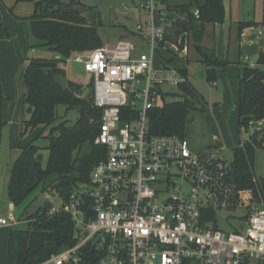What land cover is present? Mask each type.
<instances>
[{"label":"built area","instance_id":"built-area-1","mask_svg":"<svg viewBox=\"0 0 264 264\" xmlns=\"http://www.w3.org/2000/svg\"><path fill=\"white\" fill-rule=\"evenodd\" d=\"M132 3L125 10L144 22L115 43L64 59L92 78L101 112L95 144L106 157L89 183L52 208L73 221L74 244L44 264H83L88 252L98 264H264V206L229 178L222 150L193 152L186 137L150 130L149 112L170 94L164 88L180 89L187 78L167 55L180 47L167 40L177 19L162 0ZM221 215L238 225L221 229ZM18 223L0 217V226Z\"/></svg>","mask_w":264,"mask_h":264},{"label":"trees","instance_id":"trees-1","mask_svg":"<svg viewBox=\"0 0 264 264\" xmlns=\"http://www.w3.org/2000/svg\"><path fill=\"white\" fill-rule=\"evenodd\" d=\"M29 0H17L26 2ZM167 5V0H162ZM165 5V6H166ZM186 15V20L177 22L175 29L167 36L175 44L183 40L186 33L194 35L197 50L202 56L207 79L216 80V70L226 71L229 61H221L214 49L199 46L205 35V24H222L226 11L223 0H191L189 4L170 6ZM199 11L196 17L194 11ZM13 12V9H10ZM23 23H29V33L37 44L29 43L28 49L46 48L55 57L52 59L26 58L25 74L26 103L28 118L23 134L32 133L42 126L50 128L46 139L49 145L41 147L37 136L22 148L12 165L8 184L10 201L19 206L32 194L56 192L61 200L80 185L89 183L94 167L106 157V150L95 144L99 131L101 112L93 105L92 95L79 97L75 90L80 86L68 82L65 86L59 77H65L66 70L61 63L79 53L93 51L103 45L99 28L103 25L97 7H89L76 1L39 0L29 18L15 16ZM262 23L244 21L238 23L239 37L248 27ZM10 31L4 26L0 11V40H9ZM30 42V41H29ZM176 42V43H175ZM187 82L180 86L181 101L162 102L149 114L150 130L158 135H179L186 137V126L196 90ZM66 107V115L78 110L79 117L71 123L62 120L58 108ZM238 125L250 132L252 126L264 121V67L245 65L240 72L238 96ZM258 148H264V129L256 131L234 149L231 162L232 176L229 178L241 190L250 191L254 200L264 204V179L255 177V160ZM45 150L48 158L45 162ZM47 204L34 215L27 217V228L11 227L9 240V264H44L53 255L74 244V223L63 211L51 213ZM83 264H98L95 253L88 252Z\"/></svg>","mask_w":264,"mask_h":264},{"label":"rangeland","instance_id":"rangeland-1","mask_svg":"<svg viewBox=\"0 0 264 264\" xmlns=\"http://www.w3.org/2000/svg\"><path fill=\"white\" fill-rule=\"evenodd\" d=\"M39 0H31L23 5L21 15H31L33 4ZM69 1V0H66ZM83 5L89 7H97L101 13L103 25L99 28V34L103 44H112L120 38L126 36L127 30L134 29L136 24L146 20V16L139 14L136 11L125 10L124 5L133 6L132 0H77ZM167 5L178 6L189 4L191 0H167ZM224 3V2H223ZM166 5V4H165ZM166 5V6H167ZM233 11L236 10L238 16L242 20H251L263 18V0H232ZM169 17L177 22L185 21L186 15L178 9H168ZM226 18V15H225ZM225 22V19H224ZM224 22L222 24H224ZM23 23V22H22ZM222 24H210L211 28L206 32L203 40L199 42V46L205 49H217L221 59H226L229 64L226 71L222 68L216 70V80L209 81L206 75L205 66L202 64V56L197 50V41L194 35L186 33V36L180 42H175L180 47L186 45V48L178 52L181 59L177 65L186 70L190 85L196 90L197 98L193 100V105L189 113V119L186 126V138L190 142V147L193 152H200L207 148H218L228 163L234 160V149L243 144L251 135L244 129H240L238 125V106L237 98L239 94V82L237 81L235 71L238 65L241 64L246 56L259 53L257 50L258 38L263 40L258 31L261 29L258 26L257 30L252 27L245 28L239 37L238 24L234 28H230L226 40L223 44H219L215 38L214 30ZM25 31L28 35L29 43L37 44V41L29 33V23H23ZM260 27V28H259ZM127 29V30H126ZM244 31H247L246 38H243ZM229 36V37H228ZM206 37V38H205ZM225 38V35H224ZM137 40L136 38H133ZM169 38L167 37V40ZM245 39L247 40L245 42ZM204 41V42H203ZM252 41V44L250 42ZM261 42V41H260ZM169 46V45H168ZM24 64L18 67L15 78L8 81L0 80V214L8 216L13 213V217L19 222L15 227L26 229L28 216L36 214L47 204L52 208H60L62 200L56 192H42L41 189L36 190L32 196L19 206H15L8 196V181L10 177V169L12 162L16 159V153L19 146L28 144L35 134H23L24 124L21 128L16 127L17 116L28 118L26 105V81L25 74L28 62L26 58L52 59L55 55L46 48L38 47L33 50H27ZM144 51H148L146 48ZM219 55V54H218ZM219 58V57H218ZM220 59V58H219ZM220 59V60H221ZM223 61V60H221ZM61 65L66 70L65 77H59L60 81L67 86L68 82H73L80 86L79 90H84L83 97H89L93 93V83L91 76L85 72L83 65L75 62H62ZM10 67L4 69L0 67V75L10 76ZM230 68V69H229ZM8 72V74L5 73ZM164 91L170 92L166 97V101H181V92L177 87H165ZM58 112L64 120H69L74 123L78 117V110L70 111L66 115V107L60 106ZM262 122V121H261ZM259 130H263L262 124L257 123ZM20 129L22 130L20 132ZM38 130H43L37 143L46 148L49 145V140L46 139L50 128L44 129L40 126ZM48 158V151L45 150V162ZM255 177L264 179V148H258L256 151L255 160ZM12 204L14 208L12 210ZM264 204H260L263 207ZM225 215H221L220 228L230 231L237 223L228 224L225 221ZM24 218V219H23Z\"/></svg>","mask_w":264,"mask_h":264},{"label":"crops","instance_id":"crops-1","mask_svg":"<svg viewBox=\"0 0 264 264\" xmlns=\"http://www.w3.org/2000/svg\"><path fill=\"white\" fill-rule=\"evenodd\" d=\"M29 1H31V0H29ZM29 1L17 2V0H0V11L2 14V21H3L4 26L11 33V38L9 40H0V67H1V69H4L7 66H9L10 67L9 69L11 71L9 73L10 76H7V75L1 76L0 75V80L4 79V81H6V80L8 81L9 79H14L18 67L21 65V63L23 65L24 64L23 62H25L24 61L25 55H27V53H28L27 50H28L29 39H28L27 31H25V29H24L22 21H19L15 16L20 17V18H29L30 16H32V14L28 15V16L20 14V12L23 11V5ZM223 2H224V6H225V11H226L225 22H224V24L219 25L218 28L214 30L215 38L217 39V42L219 44H223L224 39L226 40L227 35H228V31L230 28H232V27L235 28L238 23L247 21V20H242L241 16H238V14L236 13V10L233 11L232 0H223ZM263 6H264V0H263ZM11 8L13 9V12L10 11ZM34 10H35V4H33V11L32 12H34ZM263 12H264V10H263ZM249 21H255L257 23H262V25H260L261 29L258 31L259 32L258 34L263 37V40H260L258 38L257 40H255V42L257 43V46H258L257 50L260 49L264 52V13H263V18H260V20L251 19ZM209 25L210 24H208L206 26V32H208L209 29H213ZM257 28L258 27H252V29H255V31L257 30ZM246 33H247V31H244L243 36H242L243 38H246ZM224 35H225V38H224ZM246 41L247 40L245 39V42ZM250 44H252V41L250 42ZM185 48L186 47H183V46L180 48V50H178L176 48H171V50L167 53V55L173 60V63L178 68L182 69L183 71H186V70L179 67L177 65V62L179 59H181V56L178 52H181ZM214 50L216 51L217 56L221 59V56L219 53L220 51L218 52L217 49H214ZM258 55H259V53H254V54L246 56L244 61L238 65V68L236 70H234L238 82L240 79L241 69L245 65L249 64L251 67H257L256 61L258 59ZM221 60L228 61L224 58ZM5 73L8 74L7 71H5ZM26 92H27V90H26ZM238 96H239V94H238ZM26 105H27V103H26ZM237 106H238V98H237ZM26 112H27V110H26ZM25 118L26 117L21 118V115L17 116V123H16L17 128H19V127L21 128L23 122L26 121ZM260 124H262L264 127V121L260 122ZM21 129H20V132L22 131ZM42 132H43V130L35 129L31 133V134H35L34 137L31 139V141L34 140L37 136H39ZM28 144L18 147L19 150L16 153L17 157L20 155L22 148H24ZM13 163L14 162H12V165H13ZM12 165H11V169H12ZM11 169H10V174H11ZM9 180H10V177H9ZM8 184H9V181H8ZM13 208H14V205L12 204V210H13ZM12 214H13L12 212L9 213L8 216H5V215L3 216L0 214V217L10 218V216H11L13 219H15ZM10 231H11L10 226H0V264H9Z\"/></svg>","mask_w":264,"mask_h":264},{"label":"water","instance_id":"water-1","mask_svg":"<svg viewBox=\"0 0 264 264\" xmlns=\"http://www.w3.org/2000/svg\"><path fill=\"white\" fill-rule=\"evenodd\" d=\"M72 1H76V0H72ZM256 66L257 67H264V52L263 51H260L259 52L258 59L256 61ZM75 92H76V94L79 97H82L85 94V92H84L83 89L82 90L76 89ZM83 197H84V199H86V196L85 195H83Z\"/></svg>","mask_w":264,"mask_h":264}]
</instances>
